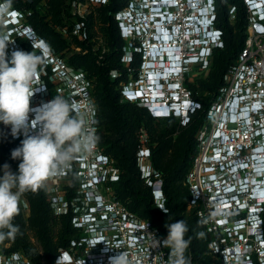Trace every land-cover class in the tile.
Here are the masks:
<instances>
[{
	"label": "built area",
	"instance_id": "1",
	"mask_svg": "<svg viewBox=\"0 0 264 264\" xmlns=\"http://www.w3.org/2000/svg\"><path fill=\"white\" fill-rule=\"evenodd\" d=\"M108 1L89 0L86 11H73L85 17L91 3L101 5ZM245 2L249 12L247 38L204 109V121L197 131V152L185 180L190 191L189 208L195 210L213 235L209 252L220 264H257L255 253L258 264H264V0ZM10 6L0 0V25L6 28L4 36L11 41L7 46L9 57L13 50L24 48L14 35L25 17L23 11ZM235 13L236 6H231L232 20ZM142 18L146 20L144 24ZM116 19L126 41L121 59L128 73L119 82L122 99L144 106L152 102L153 116H175L186 125L192 114L203 108L190 84L197 86L201 78L208 76L214 51L211 44L224 46L223 31L216 24V0H130L117 11ZM84 28L85 22L80 21L74 31L82 38L86 36ZM207 28L220 35L210 38ZM144 33L149 36L145 40ZM165 34L170 35V41H165ZM158 37L160 48L156 46ZM135 52L142 53L137 76L131 67ZM47 59L55 62L53 76H59L69 86L64 97L77 102L86 119L96 121L92 126L97 134L91 80L84 71L69 67L52 54ZM121 75L120 69L112 71L113 78ZM38 77L43 78L39 69ZM41 84L46 91L49 85L44 80ZM47 101L50 100L34 105L38 107ZM30 134H35V130ZM139 135L137 161L141 175L152 186L156 204L168 211L162 175L151 162L149 133L142 127ZM21 137L24 138L23 134L15 138ZM73 171L81 182L72 196L69 197V190L61 193L59 186L48 189L54 212H71L72 223L81 233L60 250L55 264L59 257H64V264H109V257L122 250L128 252L133 264H159V252L167 259L169 249H151L150 234L161 240L167 235L117 198L109 184L120 176L113 156L98 143L92 155L78 156L70 169L53 178H69ZM116 245L120 249L106 251L108 246ZM14 253L21 254L20 264H35L24 252L12 250L7 240L0 243V264H7Z\"/></svg>",
	"mask_w": 264,
	"mask_h": 264
},
{
	"label": "trees",
	"instance_id": "2",
	"mask_svg": "<svg viewBox=\"0 0 264 264\" xmlns=\"http://www.w3.org/2000/svg\"><path fill=\"white\" fill-rule=\"evenodd\" d=\"M5 1L25 13L24 19L33 26L37 37L49 44L56 57L69 67L84 71L94 84L91 92L96 103L99 146L116 159L120 168L119 180L109 182L116 197L137 215L159 227L164 235H167L166 223L186 221L189 228L186 238H191L186 255L191 264H220L209 252L213 235L205 229L195 210L189 208L190 191L185 180L197 152V131L204 121V109L236 62L247 38L249 12L245 0H216V24L223 31L224 46L214 49L208 76L201 78L197 86L190 84L203 108L192 114L186 125L178 117L153 116L146 106L122 99L119 82L126 79L128 69L121 59L126 41L121 36L116 13L130 0H109L101 5L91 3L85 17L75 13L72 5L74 1L89 0ZM231 6H236L233 20ZM80 21L85 22L86 36L82 38L74 31ZM2 29L3 25H0V35L4 36ZM14 37L28 52L41 55L39 68L52 75L53 63L34 46V41L19 35ZM76 47L78 50L74 49ZM141 63L142 53L135 52L131 67L136 76ZM114 69H120L122 75L113 78ZM43 78L52 86L48 76ZM142 127L149 133L152 165L162 175L167 213L156 204L152 186L141 175L137 151L141 145L139 130ZM23 139L12 136L10 125L0 124V176L4 164H8L13 172L18 170L20 161L13 160L11 152ZM69 178L71 183L66 188L70 197L81 179L75 171ZM23 197L28 202L29 212L20 204V213L14 220L22 234L7 241L12 250L24 252L35 264H55L60 250L81 236L72 223V213L59 215L54 212L47 185L35 192H26ZM254 260L258 264L256 253Z\"/></svg>",
	"mask_w": 264,
	"mask_h": 264
},
{
	"label": "clouds",
	"instance_id": "3",
	"mask_svg": "<svg viewBox=\"0 0 264 264\" xmlns=\"http://www.w3.org/2000/svg\"><path fill=\"white\" fill-rule=\"evenodd\" d=\"M142 18L141 23L144 24ZM208 24L206 27H208ZM19 36L30 35L35 47H40L44 57L54 54L45 49L42 41L37 37L33 26L26 19L17 25ZM210 38H216L219 33L213 28H207ZM146 37L143 34L142 39ZM45 41V40H44ZM11 41L0 35V124L11 126L13 137L23 134L21 145L11 152L13 160H19L18 170L13 172L8 164L3 165V175L0 176V243L14 240L22 234L19 225L14 223L20 213L21 197L29 191H37L46 186V182L53 176L62 174L70 169L72 161L78 156L92 155L99 143V136L92 126L95 120L86 119L81 106L70 101L63 95H55L50 101L38 107L31 105L35 94L39 95L46 89L38 77V69L42 63V56L34 51L13 50L10 59L6 51ZM46 42V41H45ZM47 43V42H46ZM219 47L214 43L211 49ZM55 66L54 60H50ZM178 71L181 70L182 60H178ZM54 70L52 69V75ZM47 83V82H46ZM48 84V83H47ZM149 111L152 102L145 105ZM35 130V134L30 131ZM167 213L166 209H162ZM167 236L164 239L151 235V249L161 246L169 249L167 259L159 252L156 257L159 264H191L186 255L191 244V238H186L189 231L184 220L166 223ZM202 235V234H201ZM120 249L108 246L106 251ZM21 254L14 253L7 264H20ZM57 264H64V257H59ZM109 264H133L127 251H120L109 257Z\"/></svg>",
	"mask_w": 264,
	"mask_h": 264
},
{
	"label": "rangeland",
	"instance_id": "4",
	"mask_svg": "<svg viewBox=\"0 0 264 264\" xmlns=\"http://www.w3.org/2000/svg\"><path fill=\"white\" fill-rule=\"evenodd\" d=\"M10 7H12V6H10ZM88 8H89V1H85V2L79 1L77 4H74L72 6L73 10L82 11V12L86 11ZM44 9H46V8H44ZM4 30H6V28H3L2 32ZM65 34L68 36L67 32ZM24 38L30 39L29 36H25ZM73 46L75 47L74 44H73ZM37 49H40V47H38ZM37 49L35 48V50H37ZM74 49L78 50L77 47L74 48ZM21 50L28 52L26 48H21ZM50 52L53 53L52 50ZM53 54L55 55V53H53ZM39 70H40L41 76H48L49 80L52 82V86H48V89L44 93H41L39 95L33 96L32 100H31V105H34L35 103L40 102V101H44L46 99L51 100V99L54 98L55 95L66 96L68 94V92H69V88L68 87L69 86L66 85V82L63 81L59 76L58 77H54V76H51L50 74H47V72L41 70L40 68H39ZM93 87H94V84L92 83V89H93ZM70 183H71V181L69 180V178H62V179L58 180V179H55V178L51 177L46 182V185H47L48 189L50 187H52V186H59L60 187L59 191L61 193L65 194L68 191V189L66 188V185L70 184ZM20 204H23V205L26 206V212L28 213L29 212V207H28V202L25 199V197H23V196L21 197ZM32 239L34 241H36L34 238H32Z\"/></svg>",
	"mask_w": 264,
	"mask_h": 264
},
{
	"label": "bare ground",
	"instance_id": "5",
	"mask_svg": "<svg viewBox=\"0 0 264 264\" xmlns=\"http://www.w3.org/2000/svg\"><path fill=\"white\" fill-rule=\"evenodd\" d=\"M159 39V37L157 38V47H159L160 48V45H159V43H158V40ZM164 39H165V41H170V35L169 34H165L164 35ZM164 41V40H163ZM166 46L168 47V44H166ZM153 49H155V47L153 48ZM168 49V48H167ZM152 51V50H151ZM153 51H155V50H153ZM172 50H170V53H172L171 52ZM155 53H156V51H155ZM155 55H157V54H155ZM157 57V56H156ZM151 64H153V63H151Z\"/></svg>",
	"mask_w": 264,
	"mask_h": 264
},
{
	"label": "flooded vegetation",
	"instance_id": "6",
	"mask_svg": "<svg viewBox=\"0 0 264 264\" xmlns=\"http://www.w3.org/2000/svg\"><path fill=\"white\" fill-rule=\"evenodd\" d=\"M149 36L148 35H146V37L144 38V40L146 39V38H148Z\"/></svg>",
	"mask_w": 264,
	"mask_h": 264
},
{
	"label": "snow or ice",
	"instance_id": "7",
	"mask_svg": "<svg viewBox=\"0 0 264 264\" xmlns=\"http://www.w3.org/2000/svg\"><path fill=\"white\" fill-rule=\"evenodd\" d=\"M157 195H159V193H157Z\"/></svg>",
	"mask_w": 264,
	"mask_h": 264
}]
</instances>
